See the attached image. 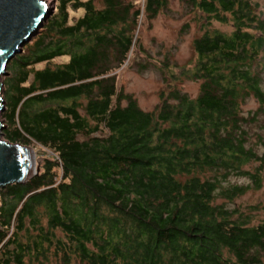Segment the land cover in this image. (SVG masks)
I'll return each mask as SVG.
<instances>
[{
    "label": "trees",
    "instance_id": "1",
    "mask_svg": "<svg viewBox=\"0 0 264 264\" xmlns=\"http://www.w3.org/2000/svg\"><path fill=\"white\" fill-rule=\"evenodd\" d=\"M173 1L206 23L194 99L172 90L145 112L117 87L140 21L169 0H56L8 62L1 136L48 154L27 183L0 189V264H264V221L215 203L249 188L229 177L260 184L259 168L244 170L264 164L247 129L264 111V18L252 0ZM250 98L259 108L245 116Z\"/></svg>",
    "mask_w": 264,
    "mask_h": 264
},
{
    "label": "rangeland",
    "instance_id": "2",
    "mask_svg": "<svg viewBox=\"0 0 264 264\" xmlns=\"http://www.w3.org/2000/svg\"><path fill=\"white\" fill-rule=\"evenodd\" d=\"M41 1L48 3L52 12L55 11L56 0ZM252 2L257 7V13L264 18V0H252ZM81 15L82 12H78L72 14V17ZM202 25H206V23L201 15L187 13L180 3L173 0H169L167 7L156 18L146 20L143 17L136 33L137 44L132 49L125 65L115 72L117 87L131 95L139 108L145 112L155 109L160 103V94L165 97L172 90H177L194 99L198 94L200 81L189 79L188 73L195 66L196 54L193 50V40L203 33ZM207 26L209 29L226 33L232 30L230 26L217 22H211ZM65 62H67V57L59 58L54 60L50 66L54 67ZM255 66L261 70V88L264 91V49ZM42 67L44 64L36 66V68ZM5 76L6 74L0 79L1 85ZM2 95L3 87L1 88V100ZM258 108L255 100L250 98L244 103L241 110L247 116ZM1 114L0 124L4 126ZM247 129L248 146L256 155L262 156L264 159V111L258 116V121ZM0 139L4 141L2 136ZM27 147L32 149L34 164L38 167L44 158L43 155L45 156L47 152L34 144ZM259 166L260 162L253 161L244 170L246 173H255V170L259 168L260 184L258 188L253 187L250 177L247 175L232 176L228 178L227 185L249 187L247 191L233 201L222 198L215 200L216 204H223L228 209H236L242 212V215L249 216L252 225L264 221V164ZM44 264H55V262L50 259ZM72 264L80 263L73 260Z\"/></svg>",
    "mask_w": 264,
    "mask_h": 264
},
{
    "label": "water",
    "instance_id": "3",
    "mask_svg": "<svg viewBox=\"0 0 264 264\" xmlns=\"http://www.w3.org/2000/svg\"><path fill=\"white\" fill-rule=\"evenodd\" d=\"M51 12L48 3L41 0H0V79L8 62L36 35ZM1 88L0 83V114L4 109ZM4 128L0 124V136ZM37 173L32 149L0 139V189L23 185Z\"/></svg>",
    "mask_w": 264,
    "mask_h": 264
}]
</instances>
